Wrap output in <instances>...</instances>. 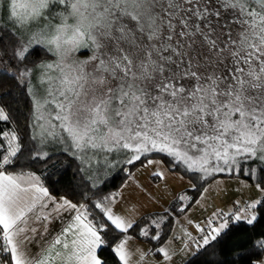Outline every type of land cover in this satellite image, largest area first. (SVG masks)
Listing matches in <instances>:
<instances>
[{
  "label": "snow or ice",
  "instance_id": "obj_1",
  "mask_svg": "<svg viewBox=\"0 0 264 264\" xmlns=\"http://www.w3.org/2000/svg\"><path fill=\"white\" fill-rule=\"evenodd\" d=\"M0 10V122L15 125L0 129V264H145L150 252L155 264H264V233L227 245L240 224L264 220V0H0ZM165 160L152 172L161 180L173 168L201 183L223 174L254 194L163 243L162 226L198 199L179 194L178 208L138 226L119 211L122 193L101 189L116 169L130 184L125 166ZM21 161L52 164L56 183L71 171L73 196L52 195ZM134 227L161 243L132 250Z\"/></svg>",
  "mask_w": 264,
  "mask_h": 264
},
{
  "label": "trees",
  "instance_id": "obj_2",
  "mask_svg": "<svg viewBox=\"0 0 264 264\" xmlns=\"http://www.w3.org/2000/svg\"><path fill=\"white\" fill-rule=\"evenodd\" d=\"M5 103H8V101H5ZM11 107L13 109V111L11 113L13 118L14 119H17V118L22 119V117H20V114L17 113L15 111V109L17 107H20L23 110L24 109V101H21V103L19 105L13 104V105H11ZM14 126L15 125L10 124V123L0 122V129L7 130L8 128H11ZM54 155L57 158L53 163H55L57 165V167H62L61 162L64 160V156L59 152L54 153ZM152 158L155 160L161 159L160 154H156V153L152 154ZM21 163L22 164L23 163L29 164L28 167L23 169L24 171H33L37 175H42L43 177H45V184L50 189V192L52 195L56 196L57 198H59L60 196H65V195L69 196L70 198L73 196L72 188L69 186L72 182V180H71L72 172L71 171H68L63 176V178L60 180V182L56 183L55 180L48 179V177H50L52 175V173L56 171V169L52 166V164L44 166L43 163L40 161H31V162L21 161ZM164 166L166 168L169 167L166 160H165ZM125 167H127L131 172H133L134 170H136L137 168H140L142 166L138 162L137 165H135V166H125ZM16 171H21V169L17 168ZM170 172L175 173V174H179V175L183 176L184 178L189 179V175L184 173L183 168H179V169L173 168ZM218 178H232V177H228L226 175L221 174V175H217L214 179L210 178L208 181H205L203 183L189 179L191 181V183H194V182L197 183V189L193 190L191 187V188L185 190L184 193L187 192L193 199H198L203 192V188H206L211 182H213L214 180H216ZM126 180H127V172L121 171L119 169L116 170L111 175V178L108 180V182L102 186L101 195L116 193L122 187V185L125 183ZM183 203L187 204L188 202L184 201ZM180 204H181L180 201L175 200L174 202L171 203V205H169L170 207H168V208H173V207L178 208L180 206ZM160 214H163V212H161ZM154 215H156V213H151V214L145 215V216L141 217L135 223L138 226H143L144 224L149 222L150 219L152 218V216H154ZM181 215L182 214L179 211L175 212L172 215V217L170 218V220L165 225L162 226L161 241L163 243L169 237V234H170V231L172 230L175 218H177ZM253 232L255 234L264 233V220H261L258 224H256L254 226V229L251 226H247L245 224H240L234 230L232 237L227 241L228 247L231 248L232 244H234L237 240L241 239L243 236L253 235ZM130 234L132 235V237L134 239L147 242L150 245L151 249L154 248V246H156L157 244L161 243L160 241H152V240L146 239L144 237L138 236V227H134L133 229H131ZM105 255H109V253H105ZM184 264H186V262Z\"/></svg>",
  "mask_w": 264,
  "mask_h": 264
},
{
  "label": "rangeland",
  "instance_id": "obj_3",
  "mask_svg": "<svg viewBox=\"0 0 264 264\" xmlns=\"http://www.w3.org/2000/svg\"><path fill=\"white\" fill-rule=\"evenodd\" d=\"M0 13H2V10H0ZM162 168L166 169L164 164L157 165L154 163L152 166L140 167L133 174L135 179L137 178L140 182L149 186L150 191L148 204L145 207L146 212H152V210H163L165 207H170L169 205L177 200V195L183 194L185 190L191 188V181L184 177L183 179H181V175L179 174H175L169 171L167 172L166 180H161L152 175L153 170L160 171ZM116 170H114L113 173ZM152 176L157 180H152ZM242 186L245 185L241 183L240 179L218 178L207 187L208 190L206 192H203L202 196H200V199H198L199 203L192 205V207L195 208L191 207V209L187 212V215L182 214L176 219L180 218L181 222H187L188 219H197L203 213L210 215L213 209L220 207V205L224 206L223 209L228 210L232 207V203L234 200L244 199L248 196L253 195L251 191H247V188ZM154 199L158 200L159 204H157V201L154 202ZM122 207L128 208V205L119 204L118 208L121 209ZM181 222H178L177 224V220H175V224L173 225L174 227L170 231L168 239H170L169 241H172L171 246L175 245V242L172 240L173 237H176L175 240L180 238L179 236L181 235ZM148 257H151V255H148ZM178 258L181 261L180 257Z\"/></svg>",
  "mask_w": 264,
  "mask_h": 264
},
{
  "label": "crops",
  "instance_id": "obj_4",
  "mask_svg": "<svg viewBox=\"0 0 264 264\" xmlns=\"http://www.w3.org/2000/svg\"><path fill=\"white\" fill-rule=\"evenodd\" d=\"M137 169H139V168H137ZM136 170H134L132 173L134 174V172ZM151 179L152 180H155V181L157 180V179L153 178V176L151 177ZM126 184H129L128 180H126L125 183L122 185V187L117 191V192H121L122 193V196L120 198L119 204L120 205L121 204H127L128 205V208L122 207L121 209H119V211H120L121 214L127 216L129 219H133L136 222L141 217H143L145 215H148V214H151V213H157V212L161 213V212H163V210H152V212L151 211L146 212L145 207L148 204L149 191H150L148 185L143 184L137 178L136 179L134 178L133 182H131L129 184V186L125 187L124 185H126ZM138 184L140 186H142L143 191L141 190V188L137 187ZM242 187L247 188L246 186H242ZM247 191H249L248 188H247ZM203 192H202V194H203ZM251 192L254 194V190L251 191ZM202 194L200 196H202ZM198 199H200V197ZM153 201L154 202L157 201V204H159V201L158 200L154 199ZM218 205H220V204H218ZM192 208H195V207H192ZM220 208H224V206H221L220 205V207L214 208L213 211L216 210V209H220ZM208 216L209 215L203 213L197 219L194 218L193 221H194V223H200L201 221H203ZM175 220H177V224H178V222H181L180 221V218H178V219L175 218ZM175 220H174L173 225L175 224ZM184 229H187L188 231H193V226L192 225H189L186 221H184V222L182 221L180 223L181 235L179 237L182 236ZM193 234H195V233L193 232ZM169 240L170 239H167L165 243H168ZM179 240H180V238H178L177 240H174V242H175V245L174 246H177L179 244ZM130 247L132 248V250H135L137 248H140V249H143L145 251H148L149 249H151L150 245L147 242L140 241V240H137V239H134V238L130 241ZM149 255H151V257H148L147 256L145 258V264H155V262L157 260V257L155 255H153L151 252L149 253ZM133 259L135 260L136 257H133ZM178 260H179V258L176 257L175 258V264H184L185 263V262L182 263V261H180V260L178 261Z\"/></svg>",
  "mask_w": 264,
  "mask_h": 264
}]
</instances>
